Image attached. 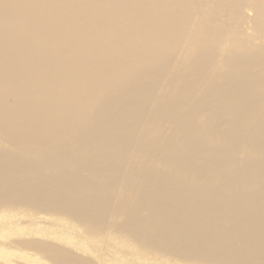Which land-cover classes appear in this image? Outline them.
<instances>
[{"label":"bare ground","instance_id":"bare-ground-1","mask_svg":"<svg viewBox=\"0 0 264 264\" xmlns=\"http://www.w3.org/2000/svg\"><path fill=\"white\" fill-rule=\"evenodd\" d=\"M263 41L264 0H0V205L170 260L264 264ZM12 224L0 264H91Z\"/></svg>","mask_w":264,"mask_h":264},{"label":"rangeland","instance_id":"rangeland-1","mask_svg":"<svg viewBox=\"0 0 264 264\" xmlns=\"http://www.w3.org/2000/svg\"><path fill=\"white\" fill-rule=\"evenodd\" d=\"M215 2V0H214ZM218 4L215 11H209L208 18L211 20H217L220 17H223V15L227 14L228 11L233 7V4H228L225 1H219L216 2ZM204 3L203 1H200L197 3L198 9H202ZM248 16H252L253 13L251 11H248ZM230 23H233V21H229ZM246 33L252 34V30L250 29L249 25H245ZM262 45H264V41L262 42ZM225 47H229V44H225ZM68 218L65 216H58L56 215H50V213L47 214H37L35 211L29 210V209H22L17 206H11V205H0V226L4 225L5 223L12 224L14 227L13 230L22 228L23 231H19L18 234L14 236H10V240H16L19 241L21 239H28V240H40L43 242H57L54 243L55 245L63 246L64 244L67 245L70 249H74L73 251L78 253L79 256H82L84 258H89L91 260V264H100L102 263L98 256H100L103 253H106L107 255L105 257V262L103 264H211V263H203L201 261L189 259V260H176V259H168L169 257L165 254H158L151 250L146 249L145 247H137L132 243H126L125 246H121L120 240L123 238H119L117 234L111 231V233L106 236L102 235L100 231H92L87 232L85 229L78 225H71L73 228L71 230H64L67 229ZM17 224H20L23 227H17ZM62 230V232L69 233L71 236L73 235L72 232L74 231L75 238L72 237V241L74 244H66L63 243L62 240H60V236L58 234L52 235L51 232H59ZM1 231V229H0ZM23 232L28 233L27 235H24ZM85 240L87 244H89V250L91 249L90 253L88 251L85 252L82 250L81 247H78V241L79 240ZM0 242H6L7 240H1ZM61 246V247H62ZM125 249L127 254L126 256L123 255V251L118 250V248ZM24 250V249H22ZM103 250V252H102ZM29 253L28 255L31 257V259L36 260L37 262L44 261L47 264H52V261L47 259L45 255H41L39 252L34 250H27ZM90 255V256H89ZM86 256V257H85ZM199 262V263H197ZM28 264H31V262H27Z\"/></svg>","mask_w":264,"mask_h":264}]
</instances>
